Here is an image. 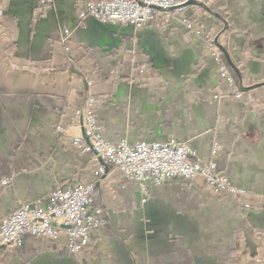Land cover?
Wrapping results in <instances>:
<instances>
[{"label":"crops","instance_id":"1","mask_svg":"<svg viewBox=\"0 0 264 264\" xmlns=\"http://www.w3.org/2000/svg\"><path fill=\"white\" fill-rule=\"evenodd\" d=\"M86 1L0 0V220L75 184L95 187L104 220L90 255L24 234L21 247L0 248V264H264V0H195L138 27L81 20ZM207 38L251 102L211 98L219 90ZM146 64L143 83L127 78ZM89 94L109 141L185 143L190 160L214 162L247 195L227 200L175 178L150 185L143 202L117 167L100 173L71 146L84 121L73 110Z\"/></svg>","mask_w":264,"mask_h":264},{"label":"built area","instance_id":"2","mask_svg":"<svg viewBox=\"0 0 264 264\" xmlns=\"http://www.w3.org/2000/svg\"><path fill=\"white\" fill-rule=\"evenodd\" d=\"M49 5L52 0H38ZM185 7V0H87L79 8V18L87 16L101 23H121L140 26L155 18L167 20ZM2 10L0 9V14ZM68 30L61 40L64 42ZM207 48L217 61L218 90L211 98L251 102L252 90L239 87L226 64L220 61V51L209 41ZM68 50V47L65 48ZM139 71H141L139 69ZM90 83V82H89ZM97 99L91 94L75 114H83V135L73 137L71 146L81 153L88 152L100 173L107 165L117 167L124 179L135 184L146 201L150 185H162L172 179H183L188 185L200 180L213 195L244 193L221 175L214 162L190 160L191 150L182 142H128L109 141L102 135L101 125L95 116ZM62 131V127H58ZM220 146L211 145L210 154L216 155ZM8 178L1 180L7 184ZM95 187L92 184H75L55 187L46 205L24 203L0 220V248L21 247L23 235L51 242H63L72 253H81L92 243V234L102 223L101 212L92 207Z\"/></svg>","mask_w":264,"mask_h":264},{"label":"trees","instance_id":"3","mask_svg":"<svg viewBox=\"0 0 264 264\" xmlns=\"http://www.w3.org/2000/svg\"><path fill=\"white\" fill-rule=\"evenodd\" d=\"M193 2H195L196 4H199V3H197L195 0H185V6H187V5H189V4H191V3H193ZM207 41H210V42H212V44L220 51V61L222 62V63H224V64H226L227 65V67L229 68V70H230V72H231V69H230V67L228 66V64H227V62L225 61V59H224V55H223V51L216 45V43H215V40L214 39H212V38H207ZM141 67V77H143V78H145V79H147L150 75V73H151V67L149 66V65H142V66H140ZM137 75V74H136ZM231 75H232V77L234 78V80H235V82H236V84L239 86V87H241V83H240V80H236L235 79V77H234V75L232 74V72H231ZM242 88V87H241ZM247 195V193L246 192H244V193H237L235 196H233V195H222V198H225V199H227V200H233V201H241L242 199H243V197H245Z\"/></svg>","mask_w":264,"mask_h":264},{"label":"rangeland","instance_id":"4","mask_svg":"<svg viewBox=\"0 0 264 264\" xmlns=\"http://www.w3.org/2000/svg\"><path fill=\"white\" fill-rule=\"evenodd\" d=\"M209 43V41H207V44ZM139 69L141 70V67H140V65L138 66V68L136 69V70H134V72H133V74L132 73H130L129 75H128V77L127 78H133V80H136V81H140V83H143L146 79L145 78H143V77H141V71H139ZM137 74V75H136ZM143 81V82H142ZM91 94H89L88 96H87V98L90 96ZM94 96V95H93ZM95 97V96H94ZM87 98L85 99V101L87 100ZM95 99H97L98 101H97V103H95V107H94V110H95V108H96V106H98V104L100 103V99H98L97 97H95ZM85 101H84V104H85ZM84 104L81 106V107H83L84 106ZM81 107H78V108H81ZM78 108H75L73 111H74V113H75V110L76 109H78ZM96 116V115H95ZM98 121V120H97ZM58 127H61L60 125H57L56 127H55V129L56 130H58ZM58 131H60V130H58ZM5 185V184H4ZM101 217H102V220H104V217L102 216V214H101ZM93 248H94V243H93V239H92V243L88 246V247H86L85 249H84V251L83 252H81V253H74V254H82V255H90L91 253H92V251H93Z\"/></svg>","mask_w":264,"mask_h":264}]
</instances>
